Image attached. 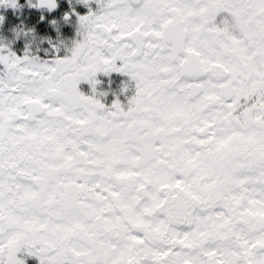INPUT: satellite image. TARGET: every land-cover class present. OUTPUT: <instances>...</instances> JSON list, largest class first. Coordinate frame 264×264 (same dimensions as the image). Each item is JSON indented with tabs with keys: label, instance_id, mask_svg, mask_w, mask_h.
Returning a JSON list of instances; mask_svg holds the SVG:
<instances>
[{
	"label": "snow or ice",
	"instance_id": "1",
	"mask_svg": "<svg viewBox=\"0 0 264 264\" xmlns=\"http://www.w3.org/2000/svg\"><path fill=\"white\" fill-rule=\"evenodd\" d=\"M96 3L69 55L0 44V264H264V0ZM111 71L126 107L77 87Z\"/></svg>",
	"mask_w": 264,
	"mask_h": 264
},
{
	"label": "flooded vegetation",
	"instance_id": "2",
	"mask_svg": "<svg viewBox=\"0 0 264 264\" xmlns=\"http://www.w3.org/2000/svg\"><path fill=\"white\" fill-rule=\"evenodd\" d=\"M36 3L37 0H32L31 3L27 0L16 1L15 5L1 4L0 10L5 6L8 9L0 12V16L4 17L3 21H0V44L8 43L13 52L16 51L15 53L19 52V47H24L29 55L41 59L69 55L74 43L81 38L78 31L79 16L95 11L99 7L96 0H88L87 4L78 3L77 0H72L71 3L69 0H56V7L51 10L46 7H36ZM19 5L25 6L28 10L25 15V24L28 28L26 32L22 30L21 33L24 39L18 38V27H14L19 23L7 17ZM138 6V4L133 5L134 8ZM227 17V13H218L213 22L220 25ZM117 63L119 64V61ZM90 80H95L97 83L93 85L89 80H80L77 84L78 89L85 95L94 96L109 109L116 100L122 107H126L129 98L135 93V81L123 72H97ZM24 258L26 264H39V258L36 256L25 253Z\"/></svg>",
	"mask_w": 264,
	"mask_h": 264
},
{
	"label": "rangeland",
	"instance_id": "3",
	"mask_svg": "<svg viewBox=\"0 0 264 264\" xmlns=\"http://www.w3.org/2000/svg\"><path fill=\"white\" fill-rule=\"evenodd\" d=\"M17 2H25V1H27V0H16ZM0 7H1V4H0ZM8 8L5 6L4 7V9H1L0 10V12H4L5 10H7ZM27 11L28 10H26V7L25 6H21V5H19L18 7H15L14 8V11H13V13H11L10 15H8L7 17H9V18H12V20H14L15 22H17V23H19V25H17V26H14V27H18V31H17V34H18V38L19 39H24V37L21 35V33H22V30H24L25 32H26V30H27V28H28V26H27V24H25V15H26V13H27ZM20 23H22V24H20ZM8 37H6V39H7ZM10 49H11V47H10V45L7 43L6 44ZM19 53H17V55H24L25 53H26V50L24 49V47H19ZM12 51H14L13 49H11ZM16 52V51H15ZM44 59H47L48 61H51L52 59H53V57L51 58V59H48V57H43ZM42 58V59H43ZM40 59H41V57H40ZM41 59V60H42ZM43 59V60H44ZM21 253L23 254V255H21ZM25 253L28 255V253L26 252V251H24V249L22 248L18 253H17V256L18 257H20V258H23L24 260H25V258H24V256H25ZM21 256H20V255ZM26 264V263H25Z\"/></svg>",
	"mask_w": 264,
	"mask_h": 264
},
{
	"label": "clouds",
	"instance_id": "4",
	"mask_svg": "<svg viewBox=\"0 0 264 264\" xmlns=\"http://www.w3.org/2000/svg\"><path fill=\"white\" fill-rule=\"evenodd\" d=\"M29 3L32 2V0H28ZM72 0H69V3H71ZM78 3L83 2L84 0H77ZM87 25L86 24H81L79 25V30H80V34H81V38H80V43H84L85 42V38H86V33H87ZM75 47V45L72 46L71 50Z\"/></svg>",
	"mask_w": 264,
	"mask_h": 264
},
{
	"label": "water",
	"instance_id": "5",
	"mask_svg": "<svg viewBox=\"0 0 264 264\" xmlns=\"http://www.w3.org/2000/svg\"><path fill=\"white\" fill-rule=\"evenodd\" d=\"M41 7H46V6H41ZM47 8V7H46Z\"/></svg>",
	"mask_w": 264,
	"mask_h": 264
},
{
	"label": "trees",
	"instance_id": "6",
	"mask_svg": "<svg viewBox=\"0 0 264 264\" xmlns=\"http://www.w3.org/2000/svg\"><path fill=\"white\" fill-rule=\"evenodd\" d=\"M17 53H19V52H17ZM17 53H16V54H17Z\"/></svg>",
	"mask_w": 264,
	"mask_h": 264
}]
</instances>
